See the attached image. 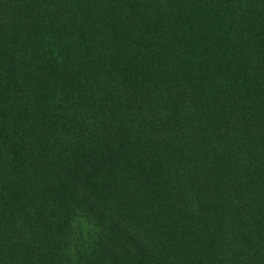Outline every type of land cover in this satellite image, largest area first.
Returning a JSON list of instances; mask_svg holds the SVG:
<instances>
[{
	"label": "trees",
	"instance_id": "16d2710c",
	"mask_svg": "<svg viewBox=\"0 0 264 264\" xmlns=\"http://www.w3.org/2000/svg\"><path fill=\"white\" fill-rule=\"evenodd\" d=\"M0 264H264V0H0Z\"/></svg>",
	"mask_w": 264,
	"mask_h": 264
}]
</instances>
